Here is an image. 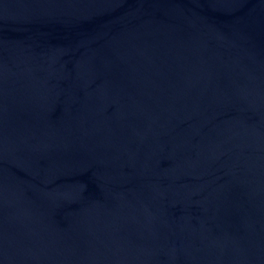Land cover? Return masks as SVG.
Instances as JSON below:
<instances>
[{
  "label": "water",
  "instance_id": "95a60500",
  "mask_svg": "<svg viewBox=\"0 0 264 264\" xmlns=\"http://www.w3.org/2000/svg\"><path fill=\"white\" fill-rule=\"evenodd\" d=\"M0 264H264V0H0Z\"/></svg>",
  "mask_w": 264,
  "mask_h": 264
}]
</instances>
